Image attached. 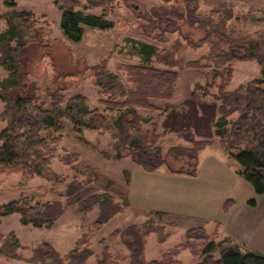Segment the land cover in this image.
I'll return each mask as SVG.
<instances>
[{
    "label": "trees",
    "instance_id": "16d2710c",
    "mask_svg": "<svg viewBox=\"0 0 264 264\" xmlns=\"http://www.w3.org/2000/svg\"><path fill=\"white\" fill-rule=\"evenodd\" d=\"M62 11L60 27L70 42L80 43L83 40L85 27L108 30L114 27L110 20L117 5L134 4L136 0H53ZM172 0H165L170 3ZM101 10V15H87L81 11L84 5ZM14 6V4H10ZM198 0H188L184 6H168L143 9L140 19L145 22L143 34L168 42V34H177V39L168 49H158L148 43L138 44V53L142 56L137 65L121 66L127 73L130 87L122 83L119 76L109 71L108 60L87 67L90 77L95 78V85L101 87L102 99L99 105L104 108L89 110L87 98L75 96L67 99V81L70 75H57L52 84L44 92L50 100L46 108L39 94L37 85L29 79V55L35 50L42 59L49 58L53 62L54 47L41 35L51 28L47 16L36 15L29 11L12 10L0 15L7 23V30L0 36V66L9 71L6 80H0V100L5 108L0 113V120L7 127L0 132V174H18L21 176V187H26L37 177L46 181L66 184V179L52 169L56 157L55 146L62 137L48 140L44 134H62L65 130L63 120L71 119L74 132L83 143L89 145L82 136L83 127L97 131L103 135H112L115 143L116 159L131 158L135 165L145 172L155 173L166 166L171 174H183L197 177L200 153L212 145L211 141L198 140L192 130L187 127L188 121L174 122L172 131L191 146L189 148L175 146L166 153L159 146L164 137L158 128H146L148 120L141 114L146 112H162L163 109L153 101L168 104L173 101L180 74L183 68L178 60V53L188 46L198 51L206 49L202 60L190 61L186 67L194 70H211V85L205 88L217 90L212 94L215 101L205 108L212 115L219 116L216 123L220 143L232 158L242 166L240 176L250 183L259 196H264V80H253L234 91H228L234 78V68L241 61H257L262 67L264 77V32L243 35L234 32L230 23L234 18L231 9L212 10L208 14L199 12ZM183 27L202 36L193 40L183 34ZM219 103V104H218ZM190 105L189 114L193 113L194 104ZM169 109V105L166 106ZM109 113H115L111 116ZM237 116L233 121L231 118ZM230 126V127H229ZM78 153L63 157V163L77 170L80 160ZM171 162L180 163L175 169ZM179 165V164H178ZM89 174L83 182L67 183L64 195H55L52 202L33 204L28 197L0 205V226L4 218L15 214L21 216V223L38 229L52 228L65 214L66 207L80 205L84 214L94 211L100 206L98 219L94 224L104 227L114 217L131 207L128 189H120L114 181H108L102 193L95 186L98 183V172L90 166ZM126 187L131 184L132 173L124 172ZM96 181L94 182V180ZM66 204V205H65ZM256 205L255 200L249 203ZM236 205L235 200L227 199L222 211L226 215ZM152 217L142 224L131 225L123 231H115L128 238L126 246L131 253V264H180L178 257L184 251L199 258V264H264V256L244 252L231 239L221 242L211 240L203 228H193L186 232V241L168 250L158 260H147L148 240L157 236L158 243L163 245L172 233L160 224L171 221L174 215L161 211H151ZM221 223L218 222L215 235H218ZM91 238L81 236L75 248L62 255L51 243H42L32 250L28 260L19 254L22 248L15 233H0V257L11 260L26 261L30 264H90L95 256L90 248ZM219 252L220 258L215 254ZM94 264H121L109 248H105L102 258Z\"/></svg>",
    "mask_w": 264,
    "mask_h": 264
},
{
    "label": "rangeland",
    "instance_id": "374dc122",
    "mask_svg": "<svg viewBox=\"0 0 264 264\" xmlns=\"http://www.w3.org/2000/svg\"><path fill=\"white\" fill-rule=\"evenodd\" d=\"M186 1L188 0H172L170 3H165V0H136L134 4L128 6L117 5L110 15L114 27L108 30L85 27L83 40L80 43L70 42L65 37L60 27L62 11L53 0H0V15L12 10L29 11L39 16H47L51 23V28L41 35L54 47L53 62L49 58L42 59L40 52L36 50L29 55V71L31 72L29 79L39 88V94L46 108L50 107V100L46 98L45 88L52 84L57 75L66 74L71 76L67 81L68 90L65 92L68 100L81 95L87 98L86 107L89 110L97 108L104 110L99 105V100L102 99L101 87L95 85V78L90 77L91 74L87 67H94L104 60H108L109 71L119 76L122 83L130 87L127 73L121 69V66L141 63L142 56L138 53L139 43L152 44L162 50L170 48L179 39L177 34H168V42H159L143 34L145 22L140 19L142 15L140 12L144 8L149 10L154 7L184 6ZM10 4H14V6H10ZM198 4L199 12L203 15L212 10L231 9L234 18L230 23V28L236 33L253 35L256 32H264V0H198ZM81 11L87 15H101L102 13L100 9L86 4ZM6 30L7 23L0 19V36ZM183 34L189 35L195 41L202 36L201 33L192 32L185 27H183ZM206 54V49L195 51L185 46L178 53V60L183 68L177 70L180 79L174 100L168 104L163 101H153L163 109L162 112L141 111V114L148 120L146 128L149 130L158 128V131L164 134L159 142L164 153L175 146L187 148L191 146L184 139L179 138L175 131H172L171 126H174V122L188 121L190 125L187 127L192 130L196 139L212 142V145L200 154L198 167V176L203 183L206 182L205 187H210V196L207 199L199 200L196 198V193L201 195L198 190L194 191L190 197L194 204L201 205L204 209L201 216L175 215L171 221H161L160 224L172 233V237L161 245L158 243L157 236L152 235L147 245L148 261L158 260L163 253L183 244L186 241V232L193 228H203L215 242L227 239L224 230L218 233V236L214 234L216 223L213 217L219 219V222L226 220L225 214L217 204L215 192H219L220 199L229 196L240 206L250 205V201H256L259 196L253 186L240 176L239 172L242 170L240 163L237 159L230 157L221 145L216 126L219 116H213L209 111H205V108L215 103L212 94L217 93L215 88L208 92L205 91V88L211 85L212 71L194 70L186 67L188 62L202 60ZM9 74L6 68L0 66V80L8 79ZM253 80H264L259 62H238L234 68L233 81L227 90L234 91ZM187 102L194 104L193 113L189 114L190 105ZM167 105H169V109L166 108ZM4 108L5 102L0 100V113ZM184 114L186 116H183ZM109 115L116 114L109 113ZM236 117L233 116L231 120L233 121ZM63 124L65 130L62 134L47 133L44 136L50 141L54 137H62L61 142L55 146L56 157L53 160L52 169L66 179V184H54L37 177L23 188L20 186V175L0 174V205L18 200L21 196L28 197L33 204L52 202L55 199L54 194H65L67 183L85 181L89 174L86 169L88 166L98 172L99 180L95 186L100 190V193L108 181H114L120 189L127 190L125 171L135 173L137 178H139V174H147L150 182L146 186L149 189L155 188L156 191L161 189L159 185L161 178L167 173L166 166L156 173H146L129 157L122 160L116 159V151L113 148L115 141L112 135H103L83 127L81 132L89 143L87 145L75 134L74 123L71 119H64ZM6 127V123L0 120V132ZM73 153H78L81 157L76 163L78 172L63 163V157ZM171 165L175 169L181 167L180 163L171 162ZM192 190H189L188 193ZM142 208L138 204L135 207H130L102 228H98L94 224L99 217V205H96L94 211L89 214L82 213L78 204L66 207L65 214L49 229L25 226L21 223V216L15 214L4 219L0 233L4 235L16 234L22 245L19 254L25 260L31 257L33 249L46 242L54 245L62 255H66L75 248L77 240L86 235L91 238L90 248L95 255L90 260V264H94L97 259L102 258L105 248H109L121 264H131V253L126 246L128 238L122 237L121 234H114V232L123 231L131 225L142 224L151 218L152 213L144 211ZM243 251L245 253L252 252L247 248H243ZM252 253L260 254L255 251ZM215 257L219 259L220 253L217 252ZM178 260L180 264H199L201 261L194 257L190 251L182 252ZM0 264L30 263L0 257Z\"/></svg>",
    "mask_w": 264,
    "mask_h": 264
},
{
    "label": "crops",
    "instance_id": "0c3cea01",
    "mask_svg": "<svg viewBox=\"0 0 264 264\" xmlns=\"http://www.w3.org/2000/svg\"><path fill=\"white\" fill-rule=\"evenodd\" d=\"M146 175L139 174V178H137L136 174L132 173L131 184L128 187L131 207L138 204L143 207L144 211H161L174 216L191 214L201 216L204 209L201 205L194 204L190 197L194 191L199 190L201 195L195 192L196 198L199 200L207 199L210 196V187H205L206 182L203 183L198 175L194 178L183 174H171L167 170L166 175L161 178L159 185L161 189L158 191L155 188L149 189L146 186L150 182ZM191 189L193 190L188 193ZM215 197L221 210L224 202L231 199L229 196L220 199L219 192H215ZM225 217V222H220L221 226L218 232L224 230L223 232L227 234V238L233 240L242 249L247 248L264 256V196L256 198L254 207L248 204L240 206L239 203H236ZM4 219L0 228L4 224ZM213 220L217 226L220 220L214 217Z\"/></svg>",
    "mask_w": 264,
    "mask_h": 264
}]
</instances>
